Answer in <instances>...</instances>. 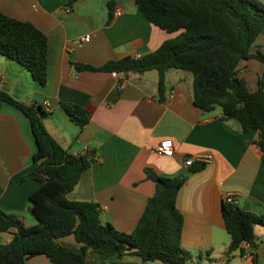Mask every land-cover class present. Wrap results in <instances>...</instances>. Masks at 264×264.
Segmentation results:
<instances>
[{
	"label": "crops",
	"instance_id": "obj_1",
	"mask_svg": "<svg viewBox=\"0 0 264 264\" xmlns=\"http://www.w3.org/2000/svg\"><path fill=\"white\" fill-rule=\"evenodd\" d=\"M0 12L34 24L49 43L45 86L17 61L0 56V89L16 101L36 102L45 110L50 107L44 124L55 140L69 153L96 151L100 158L82 175L69 200L99 204L104 222L130 233L156 189L147 171L175 178L190 168L185 164L187 156L202 157L205 169L190 174L177 196L184 218L182 247L190 256L187 264H255L256 260L264 264V227L255 228L256 249L244 243L229 256L231 235L222 217L224 195L229 192L238 194L239 207L264 215V162L255 147L258 131L241 132L238 122L223 119L221 108H197L190 72L168 71L162 100L157 71L116 76L77 68L153 53L176 33L154 26L133 0H79L73 6L69 0H0ZM87 36L89 41L84 40ZM257 43L264 51V36ZM263 71L256 60L241 66V74L252 81L251 89ZM64 105L82 107L91 118L89 123L79 127ZM34 138L26 115L3 103L0 209L32 227L38 222L30 211V195L40 186L30 177L37 152ZM165 140L174 143L173 157L156 152ZM11 240L9 232H0V247ZM65 241L74 243L72 238ZM87 262L164 264L97 253H89ZM26 264L53 262L38 255Z\"/></svg>",
	"mask_w": 264,
	"mask_h": 264
},
{
	"label": "trees",
	"instance_id": "obj_2",
	"mask_svg": "<svg viewBox=\"0 0 264 264\" xmlns=\"http://www.w3.org/2000/svg\"><path fill=\"white\" fill-rule=\"evenodd\" d=\"M78 1L69 0V4L73 6ZM133 1L154 26L176 36L140 58L127 56L101 67L78 64V70L129 75L157 71L162 100L168 71L190 72L194 75L195 106L202 111L219 107L223 119L238 122L241 132L257 130L256 152L264 162V71L255 89L241 74L242 63L251 60L260 62L264 70V51L257 43L264 36V2ZM48 50L47 36L34 24L0 12V56L17 61L42 86L47 84ZM3 103L15 107L30 121L37 145L30 177L40 186L30 195L36 226H28L0 209V232L12 235L11 242L0 247V264H26L38 255L47 256L53 264H88L89 253L120 258L138 256L144 263L187 264L190 256L182 247L184 218L177 207V196L190 174L205 169V162L195 163L175 178L147 171V177L156 184L154 195L134 231L125 233L103 221L99 204L68 198L82 175L99 161L97 152L80 155L64 149L46 129L44 119L48 113L38 103L16 101L0 89V106ZM64 109L79 127H85L91 119L82 107L64 105ZM222 217L231 235L229 256L244 243L256 249L255 228L264 227V215L223 201ZM68 238L74 243L66 242Z\"/></svg>",
	"mask_w": 264,
	"mask_h": 264
},
{
	"label": "built area",
	"instance_id": "obj_3",
	"mask_svg": "<svg viewBox=\"0 0 264 264\" xmlns=\"http://www.w3.org/2000/svg\"><path fill=\"white\" fill-rule=\"evenodd\" d=\"M71 9L67 10V13H70ZM117 12H119V10H117ZM84 40L89 41L90 40V36H87L84 38ZM140 58V57H137ZM116 76L118 75L117 73L115 74ZM47 113L52 112L51 108H47L46 110ZM174 143L170 140H165L163 142H161V144L158 146V148L156 149V152L164 155V156H169V157H173L174 156ZM197 162H202V157H192V156H187L185 158V164L188 167H192L195 163ZM238 194L234 193V192H229L226 193L224 195V201H227L229 203H233L234 205H238L239 204V200H238Z\"/></svg>",
	"mask_w": 264,
	"mask_h": 264
},
{
	"label": "rangeland",
	"instance_id": "obj_4",
	"mask_svg": "<svg viewBox=\"0 0 264 264\" xmlns=\"http://www.w3.org/2000/svg\"><path fill=\"white\" fill-rule=\"evenodd\" d=\"M248 81H249V82H248L249 85L252 86V85H251V84H252V81H250V80H248ZM217 109H220V108L218 107Z\"/></svg>",
	"mask_w": 264,
	"mask_h": 264
}]
</instances>
